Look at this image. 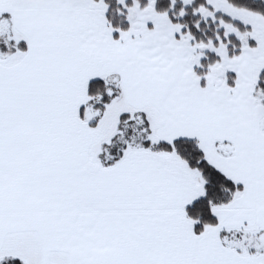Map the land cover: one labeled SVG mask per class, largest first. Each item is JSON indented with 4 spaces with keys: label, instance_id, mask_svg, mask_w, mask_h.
Returning <instances> with one entry per match:
<instances>
[{
    "label": "snow or ice",
    "instance_id": "1",
    "mask_svg": "<svg viewBox=\"0 0 264 264\" xmlns=\"http://www.w3.org/2000/svg\"><path fill=\"white\" fill-rule=\"evenodd\" d=\"M0 264H264V0H0Z\"/></svg>",
    "mask_w": 264,
    "mask_h": 264
}]
</instances>
